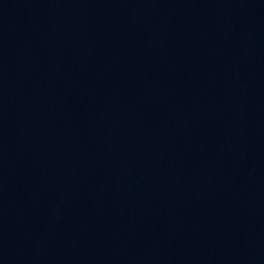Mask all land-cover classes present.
Listing matches in <instances>:
<instances>
[{"label":"water","instance_id":"water-1","mask_svg":"<svg viewBox=\"0 0 264 264\" xmlns=\"http://www.w3.org/2000/svg\"><path fill=\"white\" fill-rule=\"evenodd\" d=\"M97 264H264V82L163 181Z\"/></svg>","mask_w":264,"mask_h":264}]
</instances>
